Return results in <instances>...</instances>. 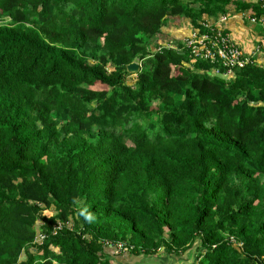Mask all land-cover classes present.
Masks as SVG:
<instances>
[{"label":"trees","instance_id":"trees-1","mask_svg":"<svg viewBox=\"0 0 264 264\" xmlns=\"http://www.w3.org/2000/svg\"><path fill=\"white\" fill-rule=\"evenodd\" d=\"M263 5L0 0V264H264V67L149 50Z\"/></svg>","mask_w":264,"mask_h":264},{"label":"built area","instance_id":"built-area-1","mask_svg":"<svg viewBox=\"0 0 264 264\" xmlns=\"http://www.w3.org/2000/svg\"><path fill=\"white\" fill-rule=\"evenodd\" d=\"M260 1L264 3V0ZM262 8H264V5ZM247 18L251 25L264 26V13L258 17H256L255 14L250 13ZM226 20L227 17L225 15H222L219 18L220 23H224ZM204 26L210 28L208 23H205ZM211 32H213V30ZM197 39L196 44H191V40H188V43H186L191 47L192 57L194 59H200L210 63L217 62L226 70L224 76H233L232 70L242 69L246 65L254 64V56L244 54V52L233 43L228 35L224 34L223 31L218 28L213 34H197ZM260 48H264V40L260 43ZM255 51L258 52V49ZM41 239L42 237L39 236L36 241ZM118 248H121V245H118Z\"/></svg>","mask_w":264,"mask_h":264},{"label":"crops","instance_id":"crops-1","mask_svg":"<svg viewBox=\"0 0 264 264\" xmlns=\"http://www.w3.org/2000/svg\"><path fill=\"white\" fill-rule=\"evenodd\" d=\"M249 13L234 12L233 8H230L228 15L225 14L227 20L224 23L217 20L214 26L228 35L244 54L254 56V63L264 67V48H260V41L264 38V26L251 25L247 18Z\"/></svg>","mask_w":264,"mask_h":264},{"label":"rangeland","instance_id":"rangeland-1","mask_svg":"<svg viewBox=\"0 0 264 264\" xmlns=\"http://www.w3.org/2000/svg\"><path fill=\"white\" fill-rule=\"evenodd\" d=\"M227 13L230 12V6L227 7ZM226 13V15H228ZM206 23H208L211 26H214L217 23V19H211V18H205ZM3 22V21H1ZM257 26V25H256ZM197 30L188 22V20L186 19H179L177 21H172L170 23L166 24V29L165 31L161 32L160 34H158L157 36H155L154 38V42L152 44L149 45V50H152L156 47H161V46H176L178 43H188V40H191L190 43L191 44H196L197 42ZM196 35V37H195ZM199 35V34H198ZM151 48V49H150ZM222 77H224L225 79H232L233 76H224V74H222ZM134 75L132 74L131 76L126 77V83L127 84H133V80H134ZM228 82V81H227ZM153 104L155 102H152ZM48 213V212H46ZM37 226L39 227V224H37ZM39 230V229H38ZM39 236V235H38ZM40 242V240H39ZM121 243H118L114 248L111 247L109 249V254L110 256H112L113 258H120L121 254L125 253L124 248L122 247L121 244V248H118V245H120ZM121 251H123L122 253H120ZM128 259V258H127ZM125 260V259H124ZM150 262H153L151 259L147 258V259H143L139 264H150ZM132 263V262H130ZM129 263V264H130Z\"/></svg>","mask_w":264,"mask_h":264},{"label":"water","instance_id":"water-1","mask_svg":"<svg viewBox=\"0 0 264 264\" xmlns=\"http://www.w3.org/2000/svg\"><path fill=\"white\" fill-rule=\"evenodd\" d=\"M139 70V64L136 62H131L126 66V71L128 73L134 74ZM195 255H196V247H192L188 252L184 254L181 258H173L171 256H166L164 258L161 257H145V256H139V257H133L129 260H125L121 262L120 264H139L143 259H151L153 262H150V264H194L195 262Z\"/></svg>","mask_w":264,"mask_h":264}]
</instances>
